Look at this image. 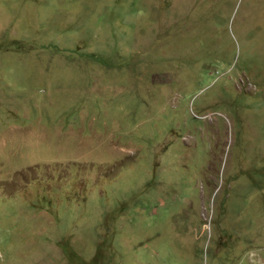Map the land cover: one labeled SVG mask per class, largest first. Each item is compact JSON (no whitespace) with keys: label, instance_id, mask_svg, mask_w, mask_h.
<instances>
[{"label":"rangeland","instance_id":"374dc122","mask_svg":"<svg viewBox=\"0 0 264 264\" xmlns=\"http://www.w3.org/2000/svg\"><path fill=\"white\" fill-rule=\"evenodd\" d=\"M0 264H264V0H0Z\"/></svg>","mask_w":264,"mask_h":264}]
</instances>
